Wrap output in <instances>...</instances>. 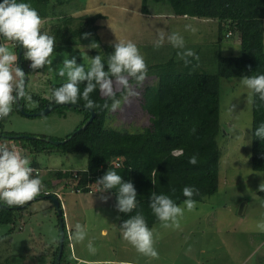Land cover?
<instances>
[{
	"label": "rangeland",
	"instance_id": "rangeland-1",
	"mask_svg": "<svg viewBox=\"0 0 264 264\" xmlns=\"http://www.w3.org/2000/svg\"><path fill=\"white\" fill-rule=\"evenodd\" d=\"M65 4L66 2L62 5ZM53 5L55 9L61 8V4ZM98 5L106 18L103 20L101 33L103 41L95 49L86 46V55H82L79 62L85 65L86 70L94 52L95 55L100 52L106 64L107 57L113 50L112 43L119 40L134 42L146 65L163 62L174 56L175 52L178 57L183 49L173 48L166 40L161 47L154 46L160 32L181 33L185 48L193 50L198 65L208 72L215 70L214 58L217 53L224 56L240 54L239 39L233 32H228L219 39L216 19L174 16L166 0H148L146 12L141 8V0H89L87 8ZM187 24L192 25L196 31L186 30ZM104 44L110 47L103 48ZM67 53L61 51L60 57L67 56ZM46 69L47 65L38 71L45 73ZM51 71L48 77L38 78L35 77L36 70L27 67L29 80L25 86L26 91L47 97L48 81L56 83L66 80V77L56 74V68ZM155 79V76L147 75L139 85L130 82L137 94H129L128 89L124 88L117 98L120 106L114 111L108 110L106 127L136 132L148 126L149 114L141 106L142 92ZM121 88V85L114 83L115 91ZM30 103H27V108H32L33 104ZM251 111L252 92L241 84V77L221 78L220 133L216 137L220 151L217 190L196 201L191 211L185 209L179 228L163 227L160 221L150 227L154 231V247L158 257L139 253L128 241L118 238L113 224L118 221L119 214L114 207L112 194L106 192L107 195H103L105 191L99 190L97 182L88 184V191H75V188L71 191L70 188L80 176L79 171L86 167V153H62L58 150L38 152L35 159L42 167H59L50 169L48 178L60 182L54 185L45 176L43 183L47 180L52 183L51 189L62 192L59 201L66 230L63 257L72 261V252L92 260L116 258L128 250V257L147 264H260V257L264 255V232L258 231L256 224L264 220V200L257 192L263 178L260 171L253 170L250 166ZM83 117V111L67 105L55 107L50 112L37 116L12 111L0 122V128L2 131L43 135L58 140L65 139ZM57 170L61 173L60 177L55 174ZM66 181L68 187L62 188ZM103 196L108 199H103ZM179 204L183 206V201ZM240 205L241 213L238 212ZM69 213L74 214L73 223H84L87 231L85 239L79 242L73 238L74 230L71 231V250L66 229ZM13 214V231L7 234L11 224H0V264H47L49 248L55 249L59 244L58 216L54 205L43 196L24 207H14ZM103 230L106 233L103 234ZM89 242L95 247V252L89 251Z\"/></svg>",
	"mask_w": 264,
	"mask_h": 264
},
{
	"label": "trees",
	"instance_id": "trees-1",
	"mask_svg": "<svg viewBox=\"0 0 264 264\" xmlns=\"http://www.w3.org/2000/svg\"><path fill=\"white\" fill-rule=\"evenodd\" d=\"M166 1L174 16L216 19L219 39L228 32H233L239 39L240 54L224 56L217 53L213 72L202 70L194 57H188L190 63L185 64L183 59L177 57L176 52L163 62L147 65L146 76L153 75L156 79L147 84L142 92L141 106L149 114L150 124L141 131H120L109 129L105 125L109 108L104 105H111L112 100L122 94L123 87L115 91L114 98L103 96L98 87L90 93L89 97L94 102L91 107L94 111L92 120L83 129L76 131L89 116L87 110L76 107L84 112V117L80 124L65 136V140L58 144L52 143L50 137L43 135L34 139L12 138L10 136L20 133L2 131L0 128L2 141L16 139L32 154L52 150L62 153H86V167L79 171L80 176L74 186L71 185V191L73 188L75 191H88V184L97 182L106 171H116L124 180H131L138 194L137 207L131 213H122L116 209L114 189L103 190L112 194L114 207L119 214V225L137 212L144 215L149 227L159 221L149 207L151 192L165 193L179 204L185 199L182 189L186 185H194L199 189V194L193 197L195 201H200L217 190L220 151L216 137L220 133V79L264 73V0ZM147 2L148 0H141L143 12H146ZM30 3L38 10L41 18L48 15L50 0H30ZM99 17L98 13L80 17L83 21L75 31L81 32L85 30L84 26L90 24L89 29L94 32L97 26L93 25V22ZM70 39L71 37H68V40ZM109 47L103 45V48ZM17 49L16 44V53ZM24 52L25 49L22 48L20 59L27 75ZM63 82L51 84L49 96L42 97L36 93H30L28 96L26 80L25 95L18 100L26 111L36 112L46 104L56 102L52 97V89L59 87ZM130 82L135 85L141 83L134 79ZM85 83L80 84L81 91ZM27 101L34 102L35 105L27 108ZM75 102L87 105L82 98ZM12 111L20 112L16 102L12 105ZM251 114L250 166L262 173L264 184V139L260 140L253 135L255 127L264 122V101L260 100L258 94L252 93ZM2 120L0 119V122ZM193 154L197 155L198 162L195 165L189 163V157ZM115 161H118V164H115ZM55 174L61 176L58 170ZM48 182L44 180L43 188L56 191L51 189L52 183ZM59 182L60 180L53 184L57 185ZM67 184V181L64 182L62 188L68 187ZM97 186L101 187L98 182ZM173 188L175 192L172 191ZM257 193L264 200V191L259 189ZM14 207H0V224H11L7 234L14 229ZM65 236L64 224L59 264L67 260L63 257ZM57 248L50 252V264L54 263Z\"/></svg>",
	"mask_w": 264,
	"mask_h": 264
},
{
	"label": "clouds",
	"instance_id": "clouds-1",
	"mask_svg": "<svg viewBox=\"0 0 264 264\" xmlns=\"http://www.w3.org/2000/svg\"><path fill=\"white\" fill-rule=\"evenodd\" d=\"M185 29L195 32L196 29L185 25ZM84 33V36H88ZM0 37L15 42L26 51L24 58L30 61L29 68L41 69L50 65V57L56 44L55 37L42 30V18L38 10L31 6L30 0H0ZM155 41V47H161L165 40L177 49H183L178 55L185 64L190 63L188 57H195L192 49L185 48V40L181 33L160 32ZM88 47L96 48L93 41ZM113 50L107 57L105 64L102 56H92L87 70L84 64L77 63L75 56L64 59L63 67L56 69V74L66 77L59 87L52 89V97L58 103L75 102L78 98L86 101L87 106L92 107L94 102L89 94L99 88L101 93L108 98L115 97L114 83L128 89L129 94H137L129 83L131 79L142 82L147 73V65L137 45L131 40L115 41L112 43ZM17 64V56L6 47L0 45V119L7 117L12 111V105L25 95L24 70L18 64L13 72L12 65ZM107 68V70H106ZM85 83L83 91L80 84ZM241 84L258 94L264 101V73L257 75H244ZM120 106L118 99H113L111 105L105 103L104 107L114 111ZM195 131V128H193ZM253 135L260 140L264 139V122H261L253 131ZM197 155L189 157L190 164H197ZM101 186L99 190L114 189L116 192V209L122 213H131L137 207V190L131 180H124L116 171H106L97 179ZM42 180L33 175L30 160L21 152L10 148L6 143L0 142V206H22L33 200L42 192ZM259 188L264 191V184ZM175 192V189H172ZM183 206L177 204L171 196L165 193L151 192L149 207L163 227H180V218L185 209L191 211L196 205L194 195L199 194V189L194 185H186L182 189ZM103 199L107 200L105 196ZM120 235L135 247L137 252L150 257H158L154 247V231L146 222L144 215L137 212L135 215L120 223ZM73 238L83 241L87 236L85 226L76 223ZM256 229L264 232V220L256 224ZM90 252H95L91 242L87 245Z\"/></svg>",
	"mask_w": 264,
	"mask_h": 264
},
{
	"label": "crops",
	"instance_id": "crops-1",
	"mask_svg": "<svg viewBox=\"0 0 264 264\" xmlns=\"http://www.w3.org/2000/svg\"><path fill=\"white\" fill-rule=\"evenodd\" d=\"M75 1L76 0H50L49 6H48V15L46 17L42 18V30L46 31L50 35H53L55 37L56 44L54 47V52H53L52 56L50 57V59L52 60V63L50 65H47V69H46L45 73H44V71H38L39 69H37L35 77H38V78L39 77H41V78L42 77H48L51 70H53L54 68L58 69V67H63L64 59L71 58L72 56H75L77 59V63H79L82 55H86V46L91 44L93 41H95L96 47H100V45H101L100 42L102 43V41H103L102 40L103 36L101 34L103 31V20H106L104 13L98 8V7H100V5H98L97 7L93 6V8L92 7L87 8L89 0H84L83 3H81V2L79 3V2H75ZM65 2H66L65 6H63L62 4H64ZM53 3L61 4V8L55 9ZM87 9H89V10H87ZM96 13H98L100 15V17L97 18L93 22V25L97 26V29L94 32H92L89 29L90 24L86 25V27L84 26L85 30H83L81 32H79V30H76L77 32L75 31L76 27H78L80 22L83 21V19H81L80 17H83L84 15H93ZM84 33H88L89 35L84 36ZM106 35H107V33L104 34V36H106ZM68 37H71V39L68 40ZM0 43L2 46L6 47L11 53H13L14 55L17 56V53L14 50V46L11 45L8 41H6V39H4L3 37H0ZM92 49H95V48H92ZM61 51L68 52L67 56L64 55V56L60 57ZM55 54H57L59 57L56 56ZM95 54L96 53L94 52L93 56H95ZM97 54L101 55L100 52H98ZM90 58H92V56H90ZM17 60H18V57H17ZM27 61H29V60H27ZM27 64H28L27 67H29L30 61L27 62ZM15 67H16V65L14 63L12 65L13 72L15 70ZM28 80H29V76H27V81ZM60 82H63V81H60ZM56 83H58V82H56ZM51 84H53L52 81H48L49 90H50ZM26 92H27L28 96L30 93H36V92H30V91H26ZM36 94H38V93H36ZM39 96H42V95H39ZM48 96H49V94H48ZM42 97H45V96H42ZM30 102L31 101H27V103H30ZM30 104H33V106L35 105L34 102H31ZM27 150H28V148H27ZM28 152H29V150H28ZM36 154H32L30 152L28 153V158L30 160V164L32 166L38 167L42 171V176H41L42 179H46L45 178V176H46L47 179H49L51 182H53V183L58 182V180H54V179L48 178V177H50V174H51L50 169L55 170V169H59V167H54V168H50V169H46V168L42 167L39 164V162H37L35 159ZM61 168L64 169V167H61ZM61 193L62 192H59L60 196H61ZM103 195H107V193L105 192ZM103 197H105V196H103ZM71 209H72L71 204L69 203V210H71ZM69 215H70V219L68 221V225H66V229L68 230L67 241H68V245H69V249H70L71 244H72L70 242V236H71V231L75 230L74 229L75 224L73 223L75 217H74V214L71 215V213H69ZM71 216H73V219H71ZM113 225H114V229L117 230L118 238L123 239L120 235L119 218H118V221H115V223ZM83 226H85L84 223H83ZM102 232H103V234L106 233L105 230H103ZM52 250L53 249L50 248L49 253L47 252V258H48L47 264H50V262H51L50 252ZM127 251H125V253L123 255H120L121 257L102 258V259H93V260L79 256L77 254H73L72 252H70V255H71L73 260L71 261L68 258H66L67 260H65L63 262V264H77L78 262L86 263V264L91 263V262L97 263V264H147V263H144L142 261H137L135 259H132L130 256L128 257ZM260 258H261L259 260L260 264H264V255L262 254Z\"/></svg>",
	"mask_w": 264,
	"mask_h": 264
},
{
	"label": "water",
	"instance_id": "water-1",
	"mask_svg": "<svg viewBox=\"0 0 264 264\" xmlns=\"http://www.w3.org/2000/svg\"><path fill=\"white\" fill-rule=\"evenodd\" d=\"M21 51H22V46L18 45V49H17L18 66L22 70H24V67H23L21 59H20ZM26 80H27V75H26L25 70H24V86H25ZM16 104H17L18 110L21 112V114L26 115V116L43 115V114H46V113L50 112L53 108L61 106V105H67V106H71V107H75V108L77 107L79 109L87 110L89 112L88 118L77 128L76 131H79L80 129H83L92 120V118L94 116V111L92 110L91 107H89L87 105H84V104H78L77 102H64V103L54 102V103H51V104H46L43 108H41L40 110H38L36 112H28V111H26L24 109V107H23V104L21 102H19V100L16 101ZM10 137H12V138H26V139L37 138V136L26 135V134H18V135H13V136H10ZM64 140L65 139H62V140H50V141L52 143L58 144L60 142H63ZM43 196L47 197L51 201V203L54 205V208H55L57 216H58L59 244H58L57 253H56V256L54 258V263L53 264H59L60 257H61V251H62V244H63V231H64L63 213H62V209H61L59 198L57 197V195H55L53 193H49L47 195L38 194L35 198H33V200L37 199V198H41ZM31 201L27 202L26 204H24L22 206H16V207L17 208L24 207L28 203H30ZM0 207H6V206H0ZM241 210H242V206L240 205L238 212L241 213Z\"/></svg>",
	"mask_w": 264,
	"mask_h": 264
},
{
	"label": "built area",
	"instance_id": "built-area-1",
	"mask_svg": "<svg viewBox=\"0 0 264 264\" xmlns=\"http://www.w3.org/2000/svg\"><path fill=\"white\" fill-rule=\"evenodd\" d=\"M6 41H8L13 46L16 45V43L13 41H10V40H6ZM0 142L6 143L10 148H14L15 150L21 152L23 155H26L28 157L29 152H28L27 148L23 147V145L18 140L9 138L7 141H2L0 139ZM115 164H118V161H115ZM30 166L33 168V175L39 176L42 180V177H41L42 171L38 167L32 166L31 164H30ZM42 185H43V180H42ZM52 192H54L57 195V197L60 199V194L57 191L45 190L44 188H42L41 194L46 195V194H49Z\"/></svg>",
	"mask_w": 264,
	"mask_h": 264
}]
</instances>
